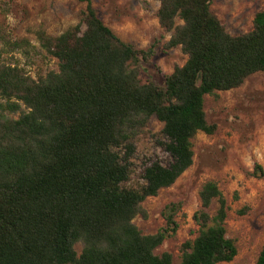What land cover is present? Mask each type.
<instances>
[{
	"label": "trees",
	"instance_id": "16d2710c",
	"mask_svg": "<svg viewBox=\"0 0 264 264\" xmlns=\"http://www.w3.org/2000/svg\"><path fill=\"white\" fill-rule=\"evenodd\" d=\"M78 1L86 2L78 22L55 36L37 30L38 45L0 23V264H174L170 252L155 253L165 229L145 234L133 219L146 217L143 201L192 165L193 137L214 133L204 96L264 71V9L249 31L230 34L212 0H157L158 24L171 32L163 48L186 55L158 84L139 78L155 43L122 40L91 0ZM15 53L28 65L55 58L57 68L33 77ZM152 117L171 162L151 161L143 182L127 185L134 139ZM198 196L197 234L181 243L177 264L231 261L225 197L214 180ZM256 264H264V245Z\"/></svg>",
	"mask_w": 264,
	"mask_h": 264
},
{
	"label": "rangeland",
	"instance_id": "374dc122",
	"mask_svg": "<svg viewBox=\"0 0 264 264\" xmlns=\"http://www.w3.org/2000/svg\"><path fill=\"white\" fill-rule=\"evenodd\" d=\"M0 23L12 36L28 38L38 45L37 30L55 36L80 18L86 2L78 0H0ZM102 21L122 40L138 48L155 43L149 63L139 64L141 82L162 84V75L186 60L179 47L164 49L171 35L156 17L157 0H91ZM4 7V9H2ZM211 11L230 34L247 32L254 14L264 9V0H212ZM180 22V21H178ZM19 65L33 77L57 68L55 58L36 56L28 65L15 53ZM208 123H215L212 134L199 131L192 139V165L170 187L147 197L142 206L147 216L137 215L133 222L145 234L165 229L166 237L155 253L170 252L173 263L180 261V245L196 236L198 226L193 214L200 201L198 191L208 180L217 182L228 204L226 236L235 241L237 253L231 261L216 264H256L264 245V71L248 76L238 87L204 96ZM161 122L155 117L134 139L130 158L131 174L127 185L143 182L141 174L151 161L163 165L171 157L160 144ZM214 200L208 211L214 214ZM75 248L80 249L76 244Z\"/></svg>",
	"mask_w": 264,
	"mask_h": 264
}]
</instances>
